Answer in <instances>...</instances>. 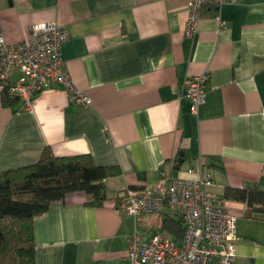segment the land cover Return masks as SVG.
Instances as JSON below:
<instances>
[{"label":"crops","instance_id":"obj_1","mask_svg":"<svg viewBox=\"0 0 264 264\" xmlns=\"http://www.w3.org/2000/svg\"><path fill=\"white\" fill-rule=\"evenodd\" d=\"M188 1L0 0L9 44L27 39L34 22L68 28L62 56L90 98L75 104L59 84L12 107L0 93V171L34 163L45 146L121 170L104 179L101 205L71 192L34 217L35 264H128L135 229L175 238L162 222L177 211L132 217L117 198L125 187H153L161 170L186 175L199 162L211 173L209 190L237 217L233 264H264V214L223 198L226 186L264 190V0L208 1L186 37ZM203 72L206 95L194 116L185 87Z\"/></svg>","mask_w":264,"mask_h":264},{"label":"built area","instance_id":"obj_2","mask_svg":"<svg viewBox=\"0 0 264 264\" xmlns=\"http://www.w3.org/2000/svg\"><path fill=\"white\" fill-rule=\"evenodd\" d=\"M220 6L231 0H189L183 35L191 37L206 2ZM222 24V22H220ZM29 37L9 44L0 32V91L22 101L28 107L40 92L61 84L75 104H89L86 92L75 88L62 56V44L69 37L65 25L54 21L34 22ZM18 76L12 79V71ZM206 72L191 76L185 87L194 116L206 95ZM213 179L199 162L186 175H170L161 170L153 187H125L117 202L127 215L160 214L165 209L178 212L184 223L181 240L169 235L134 230L128 238V264H233L236 256V221L223 201L209 187Z\"/></svg>","mask_w":264,"mask_h":264},{"label":"trees","instance_id":"obj_3","mask_svg":"<svg viewBox=\"0 0 264 264\" xmlns=\"http://www.w3.org/2000/svg\"><path fill=\"white\" fill-rule=\"evenodd\" d=\"M0 93L5 105L13 107L19 100L6 90ZM120 173L118 166L95 164L89 154L56 156L48 146L34 163L0 171V264H35L34 217L71 192L81 191L90 197L89 204L101 205L104 179ZM223 198L264 214V190L256 186H226ZM162 229L178 241L184 223L180 217L164 219Z\"/></svg>","mask_w":264,"mask_h":264},{"label":"water","instance_id":"obj_4","mask_svg":"<svg viewBox=\"0 0 264 264\" xmlns=\"http://www.w3.org/2000/svg\"><path fill=\"white\" fill-rule=\"evenodd\" d=\"M183 162V153L180 152L179 153V157L177 159V164H176V168H179L180 164Z\"/></svg>","mask_w":264,"mask_h":264},{"label":"rangeland","instance_id":"obj_5","mask_svg":"<svg viewBox=\"0 0 264 264\" xmlns=\"http://www.w3.org/2000/svg\"><path fill=\"white\" fill-rule=\"evenodd\" d=\"M151 236V235H150ZM144 237H149L147 234H144Z\"/></svg>","mask_w":264,"mask_h":264}]
</instances>
